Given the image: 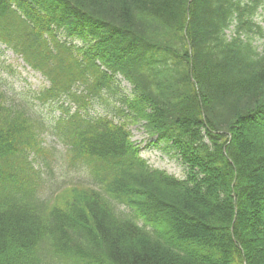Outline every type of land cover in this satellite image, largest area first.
<instances>
[{
    "label": "trees",
    "instance_id": "trees-1",
    "mask_svg": "<svg viewBox=\"0 0 264 264\" xmlns=\"http://www.w3.org/2000/svg\"><path fill=\"white\" fill-rule=\"evenodd\" d=\"M260 9L0 0V46L47 82L32 98L48 123L59 111L54 163L92 182L46 187L45 117L0 82V264H264ZM131 124L178 159L183 179L140 158Z\"/></svg>",
    "mask_w": 264,
    "mask_h": 264
},
{
    "label": "rangeland",
    "instance_id": "rangeland-1",
    "mask_svg": "<svg viewBox=\"0 0 264 264\" xmlns=\"http://www.w3.org/2000/svg\"><path fill=\"white\" fill-rule=\"evenodd\" d=\"M254 21L259 25L261 30L260 36L256 34L254 44L259 47L258 50L264 48V9L257 11V15L254 17ZM77 43V41H75ZM120 81L119 89L124 93L130 92L129 85L122 81L121 78H117ZM0 82L4 84L6 91L10 93L12 99H20L21 97L26 98L27 103L30 104L33 109L39 112L44 118L45 123L49 129L44 130L43 136V145L51 150V156L49 161L52 162L50 169L53 172V177L49 175V179L46 183V187H52L53 189L56 186L68 183L76 182H86L83 180V175L78 173H69L64 172L60 164H55L54 161L59 157V161L63 164L61 160L64 149L60 140L54 135V131L51 128V118L59 116V111L56 109L49 114V123L45 113V107H41L40 104L32 98L34 93H38L41 90L47 88L48 84L44 78L32 71L30 68L26 67L19 57L13 54L11 51H3L0 54ZM107 99V104L110 105L113 103L114 99L109 96L105 97ZM8 101V100H7ZM73 107L71 111H73ZM90 114H103L106 113V110L102 106L93 105V108L90 109ZM128 130L130 132L131 138L130 141L138 146L140 150V156L143 160L149 165V167L161 170L166 172L168 175H171L177 179L184 178V170L181 167L178 159L171 156L168 152L162 150V145L157 147L151 146L150 142L154 141L149 139L143 133L139 125H129ZM48 176V174L46 175Z\"/></svg>",
    "mask_w": 264,
    "mask_h": 264
}]
</instances>
